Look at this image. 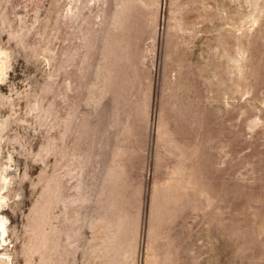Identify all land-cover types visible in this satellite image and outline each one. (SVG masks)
I'll return each mask as SVG.
<instances>
[{
    "label": "rangeland",
    "instance_id": "1",
    "mask_svg": "<svg viewBox=\"0 0 264 264\" xmlns=\"http://www.w3.org/2000/svg\"><path fill=\"white\" fill-rule=\"evenodd\" d=\"M1 220L6 264H264V0H0Z\"/></svg>",
    "mask_w": 264,
    "mask_h": 264
},
{
    "label": "bare ground",
    "instance_id": "2",
    "mask_svg": "<svg viewBox=\"0 0 264 264\" xmlns=\"http://www.w3.org/2000/svg\"><path fill=\"white\" fill-rule=\"evenodd\" d=\"M3 226H4V223L1 220L0 221V227L3 228L2 232L5 234L6 233V229ZM0 264H6V261H5V258L4 257H0Z\"/></svg>",
    "mask_w": 264,
    "mask_h": 264
}]
</instances>
